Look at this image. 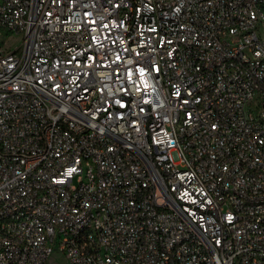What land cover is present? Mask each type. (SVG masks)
Listing matches in <instances>:
<instances>
[{"label":"built area","instance_id":"built-area-1","mask_svg":"<svg viewBox=\"0 0 264 264\" xmlns=\"http://www.w3.org/2000/svg\"><path fill=\"white\" fill-rule=\"evenodd\" d=\"M0 264H264V0H0Z\"/></svg>","mask_w":264,"mask_h":264},{"label":"rangeland","instance_id":"rangeland-1","mask_svg":"<svg viewBox=\"0 0 264 264\" xmlns=\"http://www.w3.org/2000/svg\"><path fill=\"white\" fill-rule=\"evenodd\" d=\"M1 37V36H0Z\"/></svg>","mask_w":264,"mask_h":264}]
</instances>
